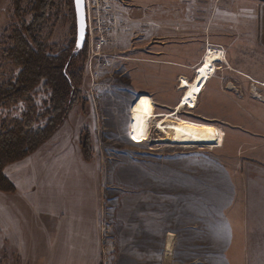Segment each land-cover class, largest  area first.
<instances>
[{
  "label": "rangeland",
  "instance_id": "obj_1",
  "mask_svg": "<svg viewBox=\"0 0 264 264\" xmlns=\"http://www.w3.org/2000/svg\"><path fill=\"white\" fill-rule=\"evenodd\" d=\"M128 1L129 5L114 0L128 16H122L116 43L108 47L110 64H87V53L77 100L64 124L35 152L4 168L16 187L4 192L11 196L1 197L4 211H9L4 234L14 244L0 237V264H216L214 258L200 259L201 248L191 243V229L197 227L194 240L199 241L201 226L208 227L211 258L218 225L239 221L237 213L223 211L233 194L239 159L264 156V53L257 37L256 4L160 0L159 16L156 4ZM23 6L28 10L29 0ZM73 9V0L69 5L56 0L46 8L38 33L50 51H60L76 38ZM22 19L30 23L32 12ZM15 28L21 24L13 0H0V86L15 81L21 71L6 51ZM176 28L223 29L231 39L239 34L238 50L232 45L226 50L215 47L223 49L235 67L262 82L251 81V92L248 85L241 88L239 101L233 87H226L236 75L218 64L217 77L198 97V106L180 111L206 126L202 146L171 143L155 124L149 140L136 139L132 132L140 100L155 98L158 112L172 111V91L180 83L169 71L163 74L160 65L126 60L155 57V37ZM165 39L169 38L161 40ZM50 93L42 82L28 94L37 114H46ZM26 99L0 102V132L23 121L33 105ZM25 176L36 179L34 188L41 185L39 196L23 192ZM50 176L54 177L49 183ZM16 177L20 184L14 183ZM58 213L60 218L53 221ZM73 225L74 233L69 234Z\"/></svg>",
  "mask_w": 264,
  "mask_h": 264
},
{
  "label": "crops",
  "instance_id": "obj_2",
  "mask_svg": "<svg viewBox=\"0 0 264 264\" xmlns=\"http://www.w3.org/2000/svg\"><path fill=\"white\" fill-rule=\"evenodd\" d=\"M248 1L256 4L257 7V37L260 46L259 49L264 53V0ZM136 2H138L139 5L143 6H147L150 3H152L153 5L156 4L158 6V11L156 10V14L160 12V0H136ZM139 10L141 11V8H138L136 11L139 12ZM235 34L231 39L227 31L223 29L212 31V29L205 28H176L167 34L161 33L159 36L155 37L156 39L154 40L152 48L153 56L155 57L151 59L143 58L139 60L128 58L126 61H141L148 64L160 65L163 74L165 73V71H169L173 78H177L179 86L180 76H186L189 79L193 78H190L189 76L191 73H194L195 67L204 60L207 49H210L211 47L216 48L215 46H222L226 50V48L232 45L235 50H238L239 47H236V38L239 36V34ZM227 35H229V37ZM167 37L169 39L161 40L162 38ZM187 43H190L191 46L188 47L187 45H184ZM216 49L221 51L223 56L225 57V60L221 59L216 62V64H225L226 70L232 71L234 75H236L234 76L236 77V79H233L231 82L227 83L226 87H233L235 91L234 93L238 96L239 101L242 93L241 88H247L245 86L248 85L249 92H251L253 91L251 81H253L254 83H264V81L261 82L253 77L251 75V72H242L238 67H235L233 63H231V60H229L225 55V51L223 49ZM217 73L212 77L211 80L208 81L205 90L207 89L210 82H213V80L217 77ZM242 77L243 83L242 81H240ZM237 79L239 81H237ZM180 91H182L181 95H179ZM204 91L200 95H202ZM172 92L175 93L173 99L176 100V103L173 105L175 107L183 94V90L179 87H176ZM144 94L146 95V93ZM52 177L54 176L48 177L49 181L45 179L42 180V182L44 183V181H48L50 183ZM24 178L25 189L23 192H25V194H30L32 192L34 197L39 196L42 189L40 188L41 185L37 183L39 187H37L36 184L34 188L36 179L34 178V180H30V177L28 178L26 176ZM14 179L15 182L12 179L14 183L20 184L21 179L19 177H16ZM233 181V194L230 198V203H228L226 211L225 209L223 211L227 213H237L239 215V221H231L227 225H218L216 233V248L214 251L215 253L211 252V254L215 257L211 256L210 258L208 248L209 242L207 239L208 227L204 228L203 226H201L199 241L194 240L196 239L197 235V227H193L191 230L195 231V237H192L191 243L194 245H200V259L202 261H208L209 259L214 258L216 264H264V156L259 154L257 156L240 158L238 174L234 175ZM8 196L11 195L4 192L0 193V237L2 236L8 239L10 244H14L10 241L9 238L5 237L4 234V227L7 222L6 219L8 217L9 211L8 213L4 211V205H2L1 197ZM37 207L47 208L48 206L43 205L42 207L41 205H37ZM46 212H49V210H46ZM56 218H60L59 213L56 217L53 216V221H56ZM56 226H58V224H55V227ZM73 228H75L74 225L70 229L69 234L74 233ZM189 236L190 234L188 235V238ZM172 247L173 233L169 232L166 249H172ZM171 249L168 250L169 253Z\"/></svg>",
  "mask_w": 264,
  "mask_h": 264
},
{
  "label": "trees",
  "instance_id": "obj_3",
  "mask_svg": "<svg viewBox=\"0 0 264 264\" xmlns=\"http://www.w3.org/2000/svg\"><path fill=\"white\" fill-rule=\"evenodd\" d=\"M23 1L13 0L21 28L14 29L12 45L6 50L21 71L15 81L0 86V102L4 104L8 100L26 97V101L33 105L23 114V121L17 120L13 127L0 132V191L9 193L14 192L16 187L5 176L4 168L35 152L64 124L77 100L79 75L87 54V45L78 42L77 33L69 46L57 52L50 51V46L40 37L38 27L46 20V8L56 5V0H29L28 10ZM28 12L33 14L30 23L22 19V15ZM42 82L51 93L45 103L46 114H37L36 104L28 94L33 93ZM45 117L48 119L44 125L34 127Z\"/></svg>",
  "mask_w": 264,
  "mask_h": 264
},
{
  "label": "bare ground",
  "instance_id": "obj_4",
  "mask_svg": "<svg viewBox=\"0 0 264 264\" xmlns=\"http://www.w3.org/2000/svg\"><path fill=\"white\" fill-rule=\"evenodd\" d=\"M221 59L225 60L222 52L211 47L206 52L204 60L195 67L192 79L180 76L179 83L183 94L172 111L158 112L153 99L142 98L137 107L133 136L139 140H149L152 125L155 124L171 143L182 147L202 146L206 126L180 115V111L197 107V98L205 90L208 81L217 73L216 62Z\"/></svg>",
  "mask_w": 264,
  "mask_h": 264
},
{
  "label": "built area",
  "instance_id": "obj_5",
  "mask_svg": "<svg viewBox=\"0 0 264 264\" xmlns=\"http://www.w3.org/2000/svg\"><path fill=\"white\" fill-rule=\"evenodd\" d=\"M85 4L87 64H110L112 55L108 47L114 44L123 27L122 16L128 14L114 5V0H85Z\"/></svg>",
  "mask_w": 264,
  "mask_h": 264
},
{
  "label": "water",
  "instance_id": "obj_6",
  "mask_svg": "<svg viewBox=\"0 0 264 264\" xmlns=\"http://www.w3.org/2000/svg\"><path fill=\"white\" fill-rule=\"evenodd\" d=\"M76 21H77V38L80 44L85 42L86 38V4L85 0H75Z\"/></svg>",
  "mask_w": 264,
  "mask_h": 264
},
{
  "label": "flooded vegetation",
  "instance_id": "obj_7",
  "mask_svg": "<svg viewBox=\"0 0 264 264\" xmlns=\"http://www.w3.org/2000/svg\"><path fill=\"white\" fill-rule=\"evenodd\" d=\"M69 2H70V0H67V5H69ZM124 2L127 4V5H129L130 4V2L128 1V0H124ZM73 7H74V9L73 10H75V15H76V9H75V0H73ZM127 19V18H126Z\"/></svg>",
  "mask_w": 264,
  "mask_h": 264
}]
</instances>
